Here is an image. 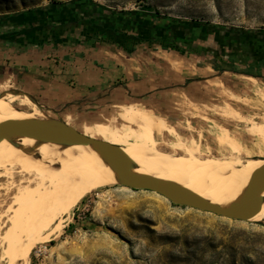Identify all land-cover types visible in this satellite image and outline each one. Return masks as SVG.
<instances>
[{"label": "rangeland", "instance_id": "1", "mask_svg": "<svg viewBox=\"0 0 264 264\" xmlns=\"http://www.w3.org/2000/svg\"><path fill=\"white\" fill-rule=\"evenodd\" d=\"M54 1L68 0H0V15ZM93 1L114 10H149L212 25L264 29V0ZM210 61L214 59L205 58L200 65ZM222 66L227 70L220 77L200 82V94L205 92L208 97L204 103L192 104L195 109L174 105L178 109L171 110L176 111L171 126L178 134L169 128L172 135L164 136L166 143L160 141V135L167 126L158 118L152 122L150 142H146L134 124L128 130L118 131L116 139L102 140L120 145L123 151L159 150L193 162L225 160L233 161L236 166L264 161V65L257 71L262 75L260 79L233 73ZM208 71L200 69L195 75H206ZM218 72L211 71L214 76ZM10 84H1L0 93L11 89L30 93L14 84L8 88ZM32 96L40 101L35 94ZM14 103L27 115L34 110L42 112V117L35 115L37 118L64 117L59 114L61 111L53 113L36 105L34 108L30 100L26 105ZM164 114L170 117L172 113L168 109ZM64 121L73 123L67 117ZM99 122L109 124L104 119ZM120 124L119 120L114 122V126ZM223 128L239 144L237 151L217 142ZM78 130L90 136L86 130ZM13 169L12 176L0 175V264H5L2 255L7 242L3 235L11 225L9 217L16 206L15 186L30 180L28 174L19 172L20 168ZM40 237L29 253L28 264H264L263 225L179 206L155 192L120 184L98 187L85 194L74 207L43 229Z\"/></svg>", "mask_w": 264, "mask_h": 264}, {"label": "crops", "instance_id": "2", "mask_svg": "<svg viewBox=\"0 0 264 264\" xmlns=\"http://www.w3.org/2000/svg\"><path fill=\"white\" fill-rule=\"evenodd\" d=\"M203 60L146 44L130 52L102 42L69 46L0 38V85L27 89L47 110L61 111L63 120L67 117L77 129L105 140L116 139L118 131L134 126L127 116L148 117L151 126L154 119H161L167 126L160 135L164 142V136L171 134L169 128L176 132L171 126L176 113L171 110L178 109L174 105L197 108L192 104L208 99L205 92L200 94V82L221 75L211 73L209 62L201 66ZM200 69L209 71L195 75ZM168 109L170 117L164 114ZM101 119L109 124L100 123ZM118 120L121 124L114 126Z\"/></svg>", "mask_w": 264, "mask_h": 264}, {"label": "bare ground", "instance_id": "3", "mask_svg": "<svg viewBox=\"0 0 264 264\" xmlns=\"http://www.w3.org/2000/svg\"><path fill=\"white\" fill-rule=\"evenodd\" d=\"M27 100V97L10 93L1 97L0 121L42 117L43 113L36 110L27 115L14 103L26 105ZM127 119L144 132L146 142L152 140L148 117L127 116ZM217 142L234 151L239 148L224 128ZM124 152L139 171L180 184L220 204L234 200L249 174L264 162L233 166V161L193 162L159 150ZM15 166L20 168L19 172L28 174L30 180L15 186L16 206L8 219L11 225L3 235L7 242L2 255L5 264H28L29 253L42 238L43 229L68 212L85 194L98 187L117 184L107 163L90 146L43 142L30 137L0 140V175L12 176ZM255 219L264 221V202Z\"/></svg>", "mask_w": 264, "mask_h": 264}, {"label": "flooded vegetation", "instance_id": "4", "mask_svg": "<svg viewBox=\"0 0 264 264\" xmlns=\"http://www.w3.org/2000/svg\"><path fill=\"white\" fill-rule=\"evenodd\" d=\"M65 3L68 12L59 11L60 14L50 19L45 28L36 27L41 32L49 31L50 35L40 36L45 40L38 39L42 44L77 45L73 43L89 34L96 38L90 44H113L127 51L140 44L159 46L204 60L211 57L220 64L231 61L240 69L254 73L258 71L259 62H264V29L251 32L241 27L228 28L200 20L174 18L156 11L114 10L93 0H68Z\"/></svg>", "mask_w": 264, "mask_h": 264}, {"label": "water", "instance_id": "5", "mask_svg": "<svg viewBox=\"0 0 264 264\" xmlns=\"http://www.w3.org/2000/svg\"><path fill=\"white\" fill-rule=\"evenodd\" d=\"M7 93L27 97L40 109L45 108L30 93L19 89L4 91L0 93V98ZM18 137H30L38 141L64 145L90 146L107 163L117 184L131 189L155 192L179 206L234 220L255 221L264 226L263 221L255 219L264 202V162L249 174L241 192L234 200L220 204L180 184L139 171L120 145L87 136L59 118L36 117L0 121V140Z\"/></svg>", "mask_w": 264, "mask_h": 264}, {"label": "trees", "instance_id": "6", "mask_svg": "<svg viewBox=\"0 0 264 264\" xmlns=\"http://www.w3.org/2000/svg\"><path fill=\"white\" fill-rule=\"evenodd\" d=\"M66 3H69V2H66ZM66 3L54 1L42 7L28 9L26 11H21V12L13 13V14L0 15V33H1L0 38H2L3 40L5 39V40L15 41V42L16 41H19V42L29 41V42H32L33 44H38V43L42 44L41 40H38V39H43V37H40V36H48L49 31L47 29H44V32H41L39 30L40 27L43 26L45 28V26L49 23L50 19L52 18L54 19L55 15L57 16L59 11L68 12L69 7L64 6ZM215 26L231 28L230 26H224V25H215ZM33 27L35 28L38 27L39 29L36 28L35 29L36 31L34 30L33 32L31 31ZM249 30L251 32L258 31L257 29H249ZM8 31H11V32L8 33ZM58 35L59 34L57 33L56 36ZM53 40L65 41L64 39H53ZM95 40L96 38L94 36L88 34V37L86 38L83 37L82 40L80 39L76 41V43H73V44L82 43L85 45V44H90V41H95ZM131 50L132 49H128V51L130 52ZM209 63L212 64V67L219 72H224L227 70L225 67L222 66L223 64L227 66V68L230 69V71H232L233 73L244 74V75L251 76L254 78H259V79L262 77V75H260L259 72L254 73V72H250V70L248 71V70L240 69L238 66L233 65L231 61L224 62L221 64L217 63L216 61H210ZM263 65H264L263 61L259 62V66H257L258 69L261 68Z\"/></svg>", "mask_w": 264, "mask_h": 264}]
</instances>
